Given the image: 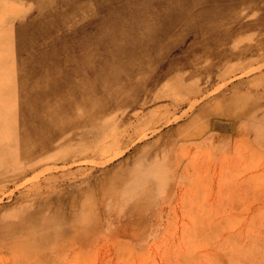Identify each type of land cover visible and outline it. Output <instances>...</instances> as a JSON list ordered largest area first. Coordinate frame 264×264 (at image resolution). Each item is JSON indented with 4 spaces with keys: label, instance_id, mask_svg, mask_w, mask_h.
Listing matches in <instances>:
<instances>
[{
    "label": "rangeland",
    "instance_id": "obj_1",
    "mask_svg": "<svg viewBox=\"0 0 264 264\" xmlns=\"http://www.w3.org/2000/svg\"><path fill=\"white\" fill-rule=\"evenodd\" d=\"M224 1L217 15L157 33L184 48L162 78L120 95L117 86L110 95L104 85H75L83 99L100 95V107L85 100L71 109L53 91L34 103V116L100 108L73 132L53 130L42 154L29 139L24 77L39 74L55 42L74 41L77 23L93 32L105 12L95 6L106 0H41L47 13L73 20L35 39L22 38L18 24L38 13L37 0H0L12 126L0 141V264H264V0ZM125 11L118 4L113 21ZM132 72L133 81L143 76Z\"/></svg>",
    "mask_w": 264,
    "mask_h": 264
},
{
    "label": "bare ground",
    "instance_id": "obj_2",
    "mask_svg": "<svg viewBox=\"0 0 264 264\" xmlns=\"http://www.w3.org/2000/svg\"><path fill=\"white\" fill-rule=\"evenodd\" d=\"M218 1L219 0H106L105 5L101 2H97L94 10L95 13L97 14L99 11H105L100 13L103 14L101 16L100 25L95 27L94 31L89 34L81 32V30L77 31V29L81 27L80 25H77L79 23L71 27V30L74 31V41L66 40L67 42L63 43L55 42L56 44L52 46L51 54L46 56L45 63L43 62L42 66L39 65L40 67L37 72L39 74H36V76L31 74V76L34 77L32 79L24 77V86L27 85L28 81H30L29 84H32L28 86L29 89L26 88V95H28V98L30 99V105H28L27 109L24 110L25 115L33 117L31 118V121H29L31 127V133L29 135L31 146L37 148V150L43 154L45 153L43 152L44 149L46 147H50L51 145L53 130H56L59 133H68V130L73 132L79 126L80 123L78 121L80 118H83L84 122H86L89 118L95 119L96 111L100 108L87 111L89 113H82L75 110L71 116H68V111L70 107L72 109V106H75V104L80 101L85 102V100L97 107L103 106L104 101L95 98L97 96L100 97V95L95 96L94 94L89 93V91L96 86L104 85L110 88L112 91H110V95L113 93V87L117 86L115 87L116 90H114V95H118L125 87H130L132 85L131 87H133V89H138L143 83H149L153 80L162 78L166 73H168L165 68L169 66V64L173 66L177 63L184 48L179 41L180 38H171V41H167V38H159L157 33H159L160 30L168 32L176 29H182L186 26L193 25L196 21H201L209 14L213 16L217 15L221 9ZM118 4L122 5L126 11L118 18L117 21H113V14L117 9ZM155 4L161 5L160 12H153L154 8H152V6ZM80 7L82 6L80 5ZM36 9L38 10L37 14L19 22L18 24L20 28L19 30L23 31L22 38H43L45 37L44 34H49L48 32L56 26L65 27L66 25V27H68L67 23L73 20L72 17H65L62 13L52 14L50 8V12L47 13L41 0H37ZM5 16L7 17V14ZM86 21L90 23L89 19H86ZM127 22L131 23V25L127 26ZM5 31L0 30V137H2L0 141L9 139L11 136L10 132L12 130L9 117L6 116V112H10V102L8 103V97L6 96L9 85V71H2V69L9 70L8 43L10 40L8 42L6 38L7 31ZM78 32L80 33L77 35ZM139 32L145 33L144 35L147 36V38H142L145 40L141 41V36L139 38L137 35ZM156 36L158 37V41ZM64 37H66V34ZM157 42L162 43L159 48V43ZM20 48L21 46L19 49ZM140 49L143 50V53L139 56H143V59L137 63L130 60L131 56L138 54L137 52ZM173 52L175 53L171 57H168V53L171 54ZM97 55H99V58H96ZM58 59L66 61L65 65L68 69L63 74V71H58L56 64H54V62ZM121 70H124V74ZM133 70L139 71L143 74V76L137 77V79L133 81L130 79L128 74H132ZM72 85L73 87H70ZM75 85H81V89L84 87L89 90L84 99L83 93L80 92L81 89H74ZM52 91L56 94H61L70 107H64L63 105V108L61 107L62 110L58 106L47 108L44 109L41 114H38L37 112L34 116L32 105L38 102L41 103L43 100H48V95L51 94ZM39 93L43 95H38ZM127 94L130 93L127 91ZM86 108H88V106ZM106 109H108V107H106ZM77 131L78 130H76V132ZM20 148L21 152L27 155L29 154L31 147L23 146ZM1 157L0 162L1 160L3 161V157ZM36 162L37 161H35V163Z\"/></svg>",
    "mask_w": 264,
    "mask_h": 264
},
{
    "label": "crops",
    "instance_id": "obj_3",
    "mask_svg": "<svg viewBox=\"0 0 264 264\" xmlns=\"http://www.w3.org/2000/svg\"><path fill=\"white\" fill-rule=\"evenodd\" d=\"M2 29H3V28H1V24H0V30L3 31Z\"/></svg>",
    "mask_w": 264,
    "mask_h": 264
}]
</instances>
